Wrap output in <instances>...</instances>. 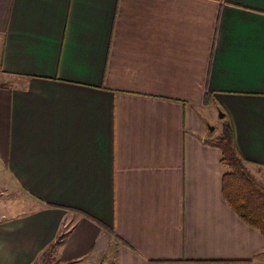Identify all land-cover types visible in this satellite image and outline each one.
<instances>
[{
    "label": "crops",
    "instance_id": "1",
    "mask_svg": "<svg viewBox=\"0 0 264 264\" xmlns=\"http://www.w3.org/2000/svg\"><path fill=\"white\" fill-rule=\"evenodd\" d=\"M214 107L264 187V0H0V264H264Z\"/></svg>",
    "mask_w": 264,
    "mask_h": 264
},
{
    "label": "trees",
    "instance_id": "2",
    "mask_svg": "<svg viewBox=\"0 0 264 264\" xmlns=\"http://www.w3.org/2000/svg\"><path fill=\"white\" fill-rule=\"evenodd\" d=\"M207 144L220 151V164L225 168L221 180L224 200L241 221L264 238V187L249 173L245 161L238 154L230 122L224 121L220 135ZM66 235V230L59 233L33 264H51L53 253Z\"/></svg>",
    "mask_w": 264,
    "mask_h": 264
},
{
    "label": "rangeland",
    "instance_id": "3",
    "mask_svg": "<svg viewBox=\"0 0 264 264\" xmlns=\"http://www.w3.org/2000/svg\"><path fill=\"white\" fill-rule=\"evenodd\" d=\"M207 114L205 115V129L202 131L203 136H211L212 138H217L221 132L220 124L222 123V118H219L224 114L222 110H218L215 107L206 110ZM207 120V121H206ZM209 127H212L213 130H209ZM225 170V168L222 166ZM264 179V176L262 175ZM258 181L263 182L261 178H258ZM34 201L22 194L18 190L15 182L11 177L6 173H2L0 165V217L1 215H10L18 211L15 214H20L26 209H31L34 205ZM51 264H61L58 261L50 260ZM66 264V263H64ZM71 264V263H70Z\"/></svg>",
    "mask_w": 264,
    "mask_h": 264
},
{
    "label": "water",
    "instance_id": "4",
    "mask_svg": "<svg viewBox=\"0 0 264 264\" xmlns=\"http://www.w3.org/2000/svg\"><path fill=\"white\" fill-rule=\"evenodd\" d=\"M220 118H223V116L221 115V116H220ZM209 130H211V131H212V130H213V128H212V127H209Z\"/></svg>",
    "mask_w": 264,
    "mask_h": 264
}]
</instances>
